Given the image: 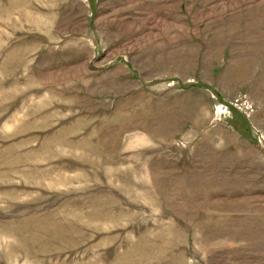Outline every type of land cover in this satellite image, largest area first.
I'll return each mask as SVG.
<instances>
[{
    "label": "rangeland",
    "instance_id": "obj_1",
    "mask_svg": "<svg viewBox=\"0 0 264 264\" xmlns=\"http://www.w3.org/2000/svg\"><path fill=\"white\" fill-rule=\"evenodd\" d=\"M0 264H264V0H0Z\"/></svg>",
    "mask_w": 264,
    "mask_h": 264
},
{
    "label": "trees",
    "instance_id": "obj_2",
    "mask_svg": "<svg viewBox=\"0 0 264 264\" xmlns=\"http://www.w3.org/2000/svg\"><path fill=\"white\" fill-rule=\"evenodd\" d=\"M233 111V110H232ZM233 115H234V113L233 112H231ZM235 116V115H234Z\"/></svg>",
    "mask_w": 264,
    "mask_h": 264
}]
</instances>
